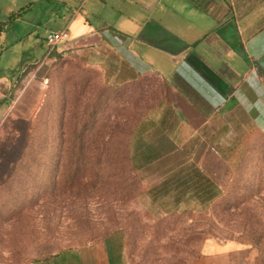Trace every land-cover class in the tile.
Wrapping results in <instances>:
<instances>
[{
	"label": "crops",
	"instance_id": "obj_1",
	"mask_svg": "<svg viewBox=\"0 0 264 264\" xmlns=\"http://www.w3.org/2000/svg\"><path fill=\"white\" fill-rule=\"evenodd\" d=\"M0 26V131L42 97L31 67L56 53L80 61L129 92V161L154 218L210 208L218 164L235 171L264 134V0H0ZM65 29L49 55L45 39ZM239 250L210 241L197 264H235ZM31 264H130L126 235Z\"/></svg>",
	"mask_w": 264,
	"mask_h": 264
},
{
	"label": "rangeland",
	"instance_id": "obj_2",
	"mask_svg": "<svg viewBox=\"0 0 264 264\" xmlns=\"http://www.w3.org/2000/svg\"><path fill=\"white\" fill-rule=\"evenodd\" d=\"M37 69L42 97L0 131V264H31L120 231L130 264H197L210 241L238 245L235 264H264V134L250 136L235 171L218 164L223 195L210 208L154 218L129 161V92L66 54Z\"/></svg>",
	"mask_w": 264,
	"mask_h": 264
},
{
	"label": "built area",
	"instance_id": "obj_3",
	"mask_svg": "<svg viewBox=\"0 0 264 264\" xmlns=\"http://www.w3.org/2000/svg\"><path fill=\"white\" fill-rule=\"evenodd\" d=\"M70 40V32L65 29L58 32L50 33L47 38V45L49 47V55L61 44L66 43Z\"/></svg>",
	"mask_w": 264,
	"mask_h": 264
},
{
	"label": "trees",
	"instance_id": "obj_4",
	"mask_svg": "<svg viewBox=\"0 0 264 264\" xmlns=\"http://www.w3.org/2000/svg\"><path fill=\"white\" fill-rule=\"evenodd\" d=\"M3 29V27L2 26H0V32H1V30ZM57 54V53H56ZM58 55V54H57Z\"/></svg>",
	"mask_w": 264,
	"mask_h": 264
}]
</instances>
